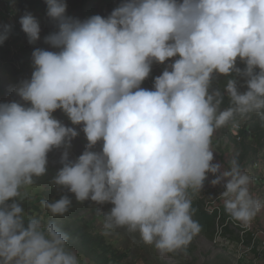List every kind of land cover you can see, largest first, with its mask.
<instances>
[{"label": "clouds", "instance_id": "9594fccd", "mask_svg": "<svg viewBox=\"0 0 264 264\" xmlns=\"http://www.w3.org/2000/svg\"><path fill=\"white\" fill-rule=\"evenodd\" d=\"M113 1L106 17L82 20L67 14L65 0H44L56 30L43 37L47 48L32 51L30 77L13 88L18 99L0 102V264H81L68 234L54 220L27 216L22 204L53 150L62 151L52 183L64 194L41 201L52 217L64 216L73 197L98 211L111 205L104 234L125 228L162 254L199 232L189 190L200 192L209 173L234 220L250 227L264 209L238 158L225 168L211 148L230 122L252 114L264 121V0ZM18 23L29 44L41 40L32 13ZM12 27L0 25V44ZM153 62L165 67L146 89L160 66ZM214 75L233 77L227 108L211 89ZM81 132L84 150L70 158Z\"/></svg>", "mask_w": 264, "mask_h": 264}, {"label": "rangeland", "instance_id": "374dc122", "mask_svg": "<svg viewBox=\"0 0 264 264\" xmlns=\"http://www.w3.org/2000/svg\"><path fill=\"white\" fill-rule=\"evenodd\" d=\"M90 1L95 0H70L71 4L69 0H65L69 8L78 2H83V6H85L86 2ZM9 2L11 7L6 8L3 0H0V25L11 24L13 26L9 38L0 44V102L18 99L13 88L20 80L30 77L32 51L35 47L47 48L48 46L42 42L43 37L56 30L54 22L46 15L44 0L38 1L39 9L37 10L20 8L24 5V0H9ZM28 2L31 3L32 8H34L32 4H37L36 0H28ZM114 6L116 7V4ZM29 11H33L32 15L39 20L41 27V40L35 45L28 43L18 23L20 16ZM66 11L68 15L72 16L69 9ZM231 78L233 77L221 75L213 77L211 89H219L223 94V103L220 106L222 109L229 106L225 86L228 79ZM243 83L242 80L240 91L246 90ZM152 85L153 79L151 83L146 80L144 86L142 83L141 87L151 89ZM53 115L64 124L71 126L67 117L60 110ZM238 121L246 124L249 131L252 125L253 128L255 125H259V132L250 131V137L245 139L247 147L244 151L243 147L232 142L228 136L229 124L217 129L212 136L213 163H221L225 168H228L230 160L236 156L242 170L252 178L255 196L261 199L264 182H262L263 180L255 181L253 177L261 174L258 176L264 179V141L260 143L264 139V121L257 114H252L246 120L238 118ZM228 132L230 133V127ZM85 144L86 140L81 132L78 137L72 140V147L69 150L70 158L78 156L84 150ZM99 148L98 144L96 149L99 150ZM61 151L53 150L49 153L48 172L42 177L35 178L33 185L26 189L28 197L22 201V204L27 216L40 217L44 222L49 219L54 220L57 226L68 234L69 245L76 251L81 264H264V256L261 253V247H259L261 243L259 231L264 230V211L261 210L257 214L250 227H243L241 222L234 220L226 211L224 213V198L221 196L224 188L222 184L211 185L212 178L204 181L200 192L189 190V197L192 200V205L195 202L208 213L213 212L214 207H218L217 211H220L221 219H218L217 213L214 227L207 230L200 229L185 248L169 253L162 254L153 245L144 244L138 234L129 233L125 228H117L104 234L103 212H106L111 205H104L103 211H98L101 206L90 201L77 202L73 197L72 204L64 216L52 217L48 210L41 206V201L52 202L64 194L52 183L53 176L61 166L58 163ZM257 162H259V166ZM208 175L214 179L213 174L209 173ZM22 191L25 190L22 189ZM223 216L224 220H222ZM192 218L196 221L194 212ZM242 230L243 234H247V237L244 248L240 252L234 245H231L232 242L229 238L234 241L239 240ZM84 239L90 240L86 243L83 241ZM227 241L231 243H227Z\"/></svg>", "mask_w": 264, "mask_h": 264}, {"label": "crops", "instance_id": "0c3cea01", "mask_svg": "<svg viewBox=\"0 0 264 264\" xmlns=\"http://www.w3.org/2000/svg\"><path fill=\"white\" fill-rule=\"evenodd\" d=\"M7 1H8V3H10L9 0H7ZM38 1L36 0L37 4L36 3L32 4L34 7V8H32L31 3H29L28 0H24V5H22L20 8H22L23 10H24V8L26 10L28 8L37 10V9H39ZM1 3H2V1H1ZM69 3L71 4L70 0H69ZM113 3L115 4V1H113V0H108V1L107 0H95V1H90L88 3L86 2L87 6L86 5L83 6V2H78V3H76V5L72 4L73 7H71V8L67 7V10L69 9L70 14L73 17H77V18H80L82 20L86 19L92 15H97V14L106 17L115 8ZM117 6L118 5L116 4V7ZM10 7L11 6L9 4V8ZM29 12L33 13V11H29ZM166 63H168V62H166ZM164 67H165L164 65H160L158 68L152 70L150 75H149L150 81L152 80V78L154 79V77L160 75L161 72L164 70ZM250 191L254 196L256 195V193L254 192V185L252 183L250 185ZM262 210L264 211V209H262Z\"/></svg>", "mask_w": 264, "mask_h": 264}, {"label": "trees", "instance_id": "16d2710c", "mask_svg": "<svg viewBox=\"0 0 264 264\" xmlns=\"http://www.w3.org/2000/svg\"><path fill=\"white\" fill-rule=\"evenodd\" d=\"M238 66L241 67V68H243V64L240 63V62L238 63ZM237 80H238V87H240V84L242 82V79L237 78ZM225 98H227V97H225ZM259 128H260L259 125H255L254 128H253V125H252L250 131H254V133H255L256 131L259 130ZM250 131L248 129V126L245 124L244 130H242L243 140L241 142H238V141L235 140V138L233 136L230 135V133L228 132V128H227L228 136L231 138L232 142H234V143H237L238 142L237 144H239L241 147H243L244 151H245V148L247 147V145L245 143V139H247L248 137H250V135H249ZM260 138H262V137H260ZM263 141H264V139L262 141H260V143H263ZM213 144L214 143H212L211 145H213ZM214 146H218V145H214ZM255 150H256V148H255ZM257 159H259V158H257ZM192 208H193V210H194L193 212H194V214L196 216V221L200 225V229L207 230L209 228L214 227L215 222H216L217 213L219 214V212L216 209L213 212L208 213L205 209L200 208L198 206V204L195 203V202L193 203ZM224 213H225V210H224ZM224 219L225 218L223 216V219L222 220H224ZM89 240L90 239H84L83 241H85L86 243H88Z\"/></svg>", "mask_w": 264, "mask_h": 264}, {"label": "built area", "instance_id": "2783aa9c", "mask_svg": "<svg viewBox=\"0 0 264 264\" xmlns=\"http://www.w3.org/2000/svg\"><path fill=\"white\" fill-rule=\"evenodd\" d=\"M228 127H230L232 129V133H235L236 139H237V137L242 136V130H244L245 125L243 122L237 121V123L235 125L233 123H231L230 126H228ZM258 166H259V162H258ZM215 209L218 210V207H214L212 209V211H214ZM240 234H241V236L239 237L240 238L239 240L234 241L231 238H229L232 243L230 241H227V243H231V245H234L237 248V250H239L241 252L242 249L244 248V243L246 240L245 238L247 237V234H243V230L241 231ZM259 240L261 242L259 247H261V253H263V256H264V232H262L261 230H260Z\"/></svg>", "mask_w": 264, "mask_h": 264}, {"label": "bare ground", "instance_id": "6f19581e", "mask_svg": "<svg viewBox=\"0 0 264 264\" xmlns=\"http://www.w3.org/2000/svg\"><path fill=\"white\" fill-rule=\"evenodd\" d=\"M160 64H157V63H155V62H153V65H152V68H156L157 66H159ZM157 71V70H156ZM155 72V71H154ZM153 79V78H152ZM230 124H231V122L229 123V125L228 126H230ZM229 128V127H228ZM230 134L235 138V140L236 141H241L242 139H243V135L242 136H239V137H237V139H236V135H235V133H232V129L230 128ZM258 163V162H257ZM260 170V169H259ZM256 171V170H255ZM260 173V172H259ZM258 175H261V174H257V176L255 175L254 177H253V180H255V181H262V182H264V179H262V178H260ZM213 179V177H209V175H208V178L207 179ZM261 182V183H262ZM264 184V183H263ZM259 187V186H258ZM262 187V186H261ZM263 189H264V187H263ZM261 192H263V194H262V198H261V201H264V191H261ZM219 210V209H218ZM220 212V211H219ZM221 217V215H220V213L218 214V219ZM221 219V218H220ZM245 227V226H244ZM245 228H247V227H245ZM249 229V228H248ZM262 232H264V230H261ZM259 233H260V231H259Z\"/></svg>", "mask_w": 264, "mask_h": 264}]
</instances>
